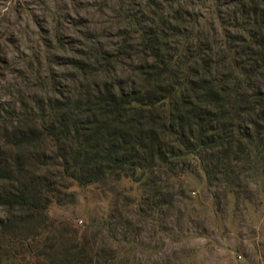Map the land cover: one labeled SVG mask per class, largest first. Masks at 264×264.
<instances>
[{
  "label": "trees",
  "instance_id": "obj_1",
  "mask_svg": "<svg viewBox=\"0 0 264 264\" xmlns=\"http://www.w3.org/2000/svg\"><path fill=\"white\" fill-rule=\"evenodd\" d=\"M98 5L114 14L109 46L72 47L58 10L49 30L83 81L51 68L41 97L0 109V264H123L78 227L53 235L64 180L101 185L190 157L225 193L246 172L264 178V0ZM122 58L134 62L124 90L107 79Z\"/></svg>",
  "mask_w": 264,
  "mask_h": 264
},
{
  "label": "rangeland",
  "instance_id": "obj_2",
  "mask_svg": "<svg viewBox=\"0 0 264 264\" xmlns=\"http://www.w3.org/2000/svg\"><path fill=\"white\" fill-rule=\"evenodd\" d=\"M56 10L72 47L77 38L97 47L116 40L114 14L98 0H0V109L41 97L40 81L51 68L64 83L83 81L62 50L49 48ZM133 68L122 58L107 79L124 90ZM171 167L101 185L62 181L61 202L47 209L53 235L78 227L123 264H264V178L246 172L242 188L225 193L223 186L208 187L195 158ZM7 187L0 181V191ZM5 215L0 208V219Z\"/></svg>",
  "mask_w": 264,
  "mask_h": 264
}]
</instances>
